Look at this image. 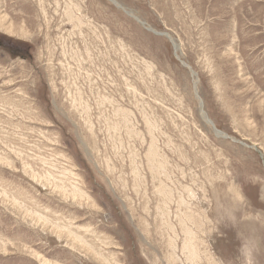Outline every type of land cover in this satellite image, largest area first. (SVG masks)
Listing matches in <instances>:
<instances>
[{
    "label": "rangeland",
    "instance_id": "obj_1",
    "mask_svg": "<svg viewBox=\"0 0 264 264\" xmlns=\"http://www.w3.org/2000/svg\"><path fill=\"white\" fill-rule=\"evenodd\" d=\"M0 264H264V0H0Z\"/></svg>",
    "mask_w": 264,
    "mask_h": 264
},
{
    "label": "water",
    "instance_id": "obj_2",
    "mask_svg": "<svg viewBox=\"0 0 264 264\" xmlns=\"http://www.w3.org/2000/svg\"><path fill=\"white\" fill-rule=\"evenodd\" d=\"M185 65H187V64L185 63ZM201 111H202V113H203V116L206 117V118L204 117V118L206 119V121H207L208 123H210V124L213 125V127H214L215 130H216V132H217V133H222L219 129L216 128L215 123H214L210 118L207 117V115L205 114V112H204V110H203V107L201 108Z\"/></svg>",
    "mask_w": 264,
    "mask_h": 264
},
{
    "label": "bare ground",
    "instance_id": "obj_3",
    "mask_svg": "<svg viewBox=\"0 0 264 264\" xmlns=\"http://www.w3.org/2000/svg\"><path fill=\"white\" fill-rule=\"evenodd\" d=\"M114 1V0H113ZM188 66V65H187ZM190 66V65H189ZM194 72V71H193ZM205 117V116H204ZM206 118V117H205Z\"/></svg>",
    "mask_w": 264,
    "mask_h": 264
}]
</instances>
